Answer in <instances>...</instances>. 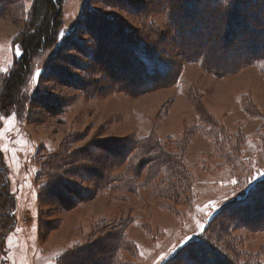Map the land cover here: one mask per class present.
Instances as JSON below:
<instances>
[{"label":"rangeland","instance_id":"374dc122","mask_svg":"<svg viewBox=\"0 0 264 264\" xmlns=\"http://www.w3.org/2000/svg\"><path fill=\"white\" fill-rule=\"evenodd\" d=\"M170 1L176 5V0L166 2ZM34 2L14 0L0 8V12L4 9L0 86L15 65L14 38L27 29ZM107 3L110 6L100 0L64 2L61 27L67 32L62 42L68 40V45L59 50L57 44L51 45L34 59L33 74L21 95L26 101L12 106V114L2 118L0 150L17 198V225L3 243L7 254L3 261L58 264L73 249L119 228L137 252L124 246L115 264H162L185 242L203 235L210 217L222 212L219 221L230 216L241 223L233 230L232 258L240 264L247 254L264 264V191L259 196L254 191L248 194L264 178V59L218 78L206 73L199 62L177 59V46L169 41L177 37L167 30L173 17L162 11L163 0ZM188 5L191 17L180 16L188 6L179 8L175 17L185 24L182 41L192 53L206 49L208 57L224 67L264 46L263 37L252 29L262 33L263 24L248 15L259 10L250 11L245 5L237 24H230L221 9L214 13L215 7L201 5L200 12L193 0ZM155 10L160 14H153ZM198 25L204 29H196ZM153 26L158 28L156 36ZM135 43L181 69L148 76L132 47ZM44 69L48 76L40 80ZM152 135L173 158L153 156L145 163L144 153L133 146L139 140L149 141L145 147L150 151ZM44 155L61 158L55 165L72 160L75 180L64 171L58 173L91 198L75 205L73 195L63 192L54 202H39L47 179L55 180L50 175L38 181V172L49 161ZM86 172L94 177L83 175ZM106 175L113 183L109 192L100 190L96 182L102 178L105 188ZM243 197H251L248 205L236 209V198ZM216 224L210 228L214 230ZM108 241L107 249L113 240Z\"/></svg>","mask_w":264,"mask_h":264},{"label":"trees","instance_id":"16d2710c","mask_svg":"<svg viewBox=\"0 0 264 264\" xmlns=\"http://www.w3.org/2000/svg\"><path fill=\"white\" fill-rule=\"evenodd\" d=\"M65 1L66 0H35L29 17L26 19L27 29L22 33L20 38L17 37V40L16 38H14L13 45L15 48L16 55V60L14 61L15 65L6 74V77L0 86V126L2 125V118L9 117L12 114V106L20 104V102L26 101V97H24V99L21 95L23 94L24 90L26 91L25 88L27 86V83L31 79V76L33 74L34 59H36V57L48 50L51 45L57 44L58 50L64 49L68 45V40L66 42H62V38L67 32L64 27H61V11ZM108 1L109 0H100V2L104 3L105 6H110V4L107 3ZM166 1L168 0H163L164 5L162 7V11L166 12L167 14H170V16L172 15L171 18L173 17L172 23L170 24V28L167 30L171 31L172 36L177 37V39H175L174 41L172 39L169 41L172 46H175V44L177 46V49H174V53L178 60H185L188 61V63L199 62V64L201 63L204 66L203 68L206 73L214 75L218 78H222L223 76H227L230 73L246 68V66L250 65L251 63L259 62L260 60L264 59V46L259 49V45L257 47V50L253 51L252 54L243 55L244 57L242 58H235L234 61H230V64H227L224 67L214 63L208 57L206 49H202L197 53H192L191 50H189L190 47L186 43L183 44L182 41L183 27L185 26V24L180 23L181 21L177 22L175 17V12L179 10V8L182 9V7L184 6H188V9L184 7L186 9V12L184 14H181L180 16L183 18H189L192 16L191 14L187 13L190 10L188 3L191 2V0H183V2H185L184 5H182L181 3L179 4L177 0L175 2L176 5H174L171 1L169 3H167ZM202 1L203 2L201 3V0H193V6H200L198 7L200 9V12L203 9L202 7H204L201 5H205L207 7L211 6L212 8L215 7L216 9L214 8V13H217V9L219 11L221 9V14H225L226 19L229 21L228 23L230 24H237V22L235 21L241 16L239 13L245 8V5H247L249 8L251 7L250 11H260L259 13H249L248 15L255 16L256 18H254V20L260 21V23L263 24V27H261L263 29L262 33L261 31L256 29V27L253 28V24H251V26L252 29L256 30V33L262 36L264 39V2L262 3V0ZM13 3L14 0L0 1V8L2 6V8L5 9V7L9 5H13ZM4 9H2V12L4 11ZM147 10L151 11L152 7L147 6ZM159 11L160 10H155V13L153 14H158ZM144 14L145 13H143V15ZM115 21L116 20L114 19L113 23ZM197 23L198 22H196V24ZM255 25L259 24L255 23ZM196 27V29H204L202 26L199 25ZM152 29L155 30L156 36L159 33L158 28L156 26H153ZM230 31L233 30H225V33L229 34L231 33ZM213 36L215 37V35ZM226 43L229 42L226 41ZM135 44H132V47L138 54V57L143 63V65L148 68L146 71V74L148 76H165L171 71V69L174 68L175 70L173 74H175L176 72L178 73L179 69H181L179 65H173L167 63V61L165 62V60H162L161 58H159V56L153 54L145 46H137V44ZM178 45H181L182 49H179ZM224 46L225 48L229 46L228 49H232L230 44H224ZM181 51L186 54L181 53ZM188 63H183L182 66L185 64L188 65ZM45 74H47L48 76L47 69H44L41 72L40 80L44 79ZM218 74H222L221 77H219ZM174 81L177 83L178 79H175ZM208 113L205 112L204 115ZM204 115L201 114L200 117L205 119ZM152 136L150 138L154 140V143L153 148L150 151H148L147 147H145V145L148 144L149 141L139 140L135 142L133 146L135 151H138L139 153H144V157L147 159L145 163L148 164V161L154 158L153 156L160 158L161 160H169V158H173L172 154H167L165 152V146L161 143V141L155 136ZM129 149L131 148L128 146V149L126 148V153ZM42 157H44V159H46L47 157L49 161H47L43 165V169L38 172V181L42 183V180H44L46 177H50V175H53V178L55 180L53 181V183H50V180L47 179V184L43 188H41V191L39 193V202L44 204L54 202V198L56 200L61 198L60 196H64L63 192L68 195H73V198L76 200L74 201L75 205H77V203L79 204L84 201H87L91 198L90 193L86 190H83V188L81 187H77L76 184L73 183V180H64L61 178V175H59V171L62 173L64 171V173L68 175V177H72L75 180V172L77 171V169L74 167L72 160L70 162H68L67 160L66 163L68 162V164L65 163V165H55V161H60L61 158L55 159L56 156L52 155H44ZM86 157L87 156H85V159ZM40 158L41 156L39 157V159ZM90 160H92L91 157ZM142 167L143 166L141 164V169ZM89 172L93 173V171ZM91 173L87 174L86 172L83 175L87 177H94ZM106 178H108V175L105 176V179L103 178V185L105 186V188L102 187V178L97 177L98 181L96 180V182H98V188L100 190L103 189L104 192H109L113 187V183L111 181L108 182V179ZM110 179H113V177L110 176ZM263 181L264 178L260 183H256L255 185H253L252 189L248 191V194L254 191L255 193H258V196L262 195V193L260 192L264 191L263 187H261L264 186L262 184ZM259 187L261 188L258 192ZM250 198H236V203L234 207H236V209L239 207H246L248 205L246 201ZM252 203L253 202H251L250 204ZM257 203L258 202H255L253 203V205ZM16 212L17 198L16 195L11 192L9 168L5 163L3 154L0 150V264H5L3 258L7 255L3 243L6 241L8 236L11 234V232L15 229L17 225ZM221 214L222 212H216L215 214H213L209 219V227L203 235L197 236L185 242L180 247V249H178L174 253L173 256L165 260L162 264H173L179 261L183 264H201V261H205V259H209V262H203L205 264H238V262H236V260H234V258H232V256L230 255V249H234L230 245H234L233 230L237 229L238 226L241 227V223L239 222L237 217L233 219L230 216H228V218L223 221H219L223 218ZM240 218V221H242L243 223H247L248 219H244L242 217ZM248 223L251 222L249 221ZM215 224L217 228L212 230L210 227ZM118 229L119 228H115L114 230H111V232L102 234L103 237L97 239V241L93 242L92 244L81 248L80 250L76 251L73 249V252H69L62 256L63 258L61 257L60 261H58V264H115L114 258L119 255L118 252H121V250L124 249V246L128 247V245H131L137 252L135 244H133L129 239H127L124 234L118 231ZM99 233H103V231H99ZM110 238H112L114 242L111 241V246H109V248L107 249L104 246V243H109L110 241L108 240H110ZM236 259L238 260L237 256ZM258 261V258L252 255L245 254L243 262L240 264H259Z\"/></svg>","mask_w":264,"mask_h":264},{"label":"crops","instance_id":"0c3cea01","mask_svg":"<svg viewBox=\"0 0 264 264\" xmlns=\"http://www.w3.org/2000/svg\"><path fill=\"white\" fill-rule=\"evenodd\" d=\"M173 255H174V254L169 255V258H170L171 256H173ZM169 258H168V259H169Z\"/></svg>","mask_w":264,"mask_h":264}]
</instances>
